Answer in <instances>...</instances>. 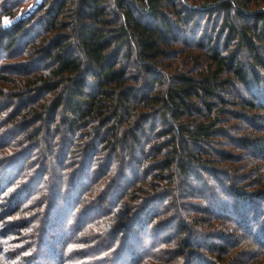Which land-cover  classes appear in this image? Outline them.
<instances>
[{
	"label": "trees",
	"instance_id": "1",
	"mask_svg": "<svg viewBox=\"0 0 264 264\" xmlns=\"http://www.w3.org/2000/svg\"><path fill=\"white\" fill-rule=\"evenodd\" d=\"M31 1L0 0V264H264V0L4 27Z\"/></svg>",
	"mask_w": 264,
	"mask_h": 264
},
{
	"label": "rangeland",
	"instance_id": "2",
	"mask_svg": "<svg viewBox=\"0 0 264 264\" xmlns=\"http://www.w3.org/2000/svg\"><path fill=\"white\" fill-rule=\"evenodd\" d=\"M43 0H34L31 1L28 5L26 6H21L19 8V10L17 11V14L15 16V18L10 17V16H5L3 19V24L4 27H8L10 26L13 22L21 19L22 17H25L26 15L32 13L34 10L37 9V7L39 6V4L42 2ZM5 21H8V23H5ZM220 193V192H219Z\"/></svg>",
	"mask_w": 264,
	"mask_h": 264
},
{
	"label": "snow or ice",
	"instance_id": "3",
	"mask_svg": "<svg viewBox=\"0 0 264 264\" xmlns=\"http://www.w3.org/2000/svg\"><path fill=\"white\" fill-rule=\"evenodd\" d=\"M5 23H8V21H5Z\"/></svg>",
	"mask_w": 264,
	"mask_h": 264
}]
</instances>
